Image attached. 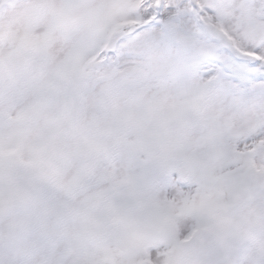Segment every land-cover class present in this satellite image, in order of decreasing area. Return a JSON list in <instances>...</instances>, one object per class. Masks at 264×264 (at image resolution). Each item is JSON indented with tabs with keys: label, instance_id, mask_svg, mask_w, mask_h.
Here are the masks:
<instances>
[{
	"label": "clouds",
	"instance_id": "1",
	"mask_svg": "<svg viewBox=\"0 0 264 264\" xmlns=\"http://www.w3.org/2000/svg\"><path fill=\"white\" fill-rule=\"evenodd\" d=\"M144 2L0 0V264H264V0Z\"/></svg>",
	"mask_w": 264,
	"mask_h": 264
},
{
	"label": "snow or ice",
	"instance_id": "2",
	"mask_svg": "<svg viewBox=\"0 0 264 264\" xmlns=\"http://www.w3.org/2000/svg\"><path fill=\"white\" fill-rule=\"evenodd\" d=\"M144 8L148 23L140 30L161 28L158 22L164 19L166 12L171 10L165 7L160 0H145ZM136 23V22H133ZM222 35L231 44L218 56L206 60L201 69L209 74L222 73L228 80L242 90H247L254 85L264 86V52L246 51L236 44L227 31L221 29Z\"/></svg>",
	"mask_w": 264,
	"mask_h": 264
}]
</instances>
